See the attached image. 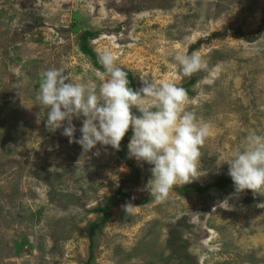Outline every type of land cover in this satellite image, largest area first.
<instances>
[{"label": "rangeland", "instance_id": "rangeland-1", "mask_svg": "<svg viewBox=\"0 0 264 264\" xmlns=\"http://www.w3.org/2000/svg\"><path fill=\"white\" fill-rule=\"evenodd\" d=\"M85 32L98 67L109 51L136 90L148 79L185 88V109L212 125L204 176L187 185L231 178L224 162L249 134L264 136V0H0V264H264V190L158 200L151 166L128 148L125 159L100 145L84 153L48 130L42 72L99 82ZM197 49L207 67L191 84L174 56ZM99 208L110 220L92 235Z\"/></svg>", "mask_w": 264, "mask_h": 264}, {"label": "clouds", "instance_id": "clouds-1", "mask_svg": "<svg viewBox=\"0 0 264 264\" xmlns=\"http://www.w3.org/2000/svg\"><path fill=\"white\" fill-rule=\"evenodd\" d=\"M98 62L103 70L96 72L99 82H72L62 67L41 73L37 101L48 130L63 129L62 135L79 144L84 153L98 145L120 151L131 131L129 158L151 166L146 190L158 200L167 198L174 186L204 176L199 174L204 171L199 167L201 146L211 135L212 125L185 109L186 89L148 79L143 80L141 89L134 90L128 73L117 65L111 52L101 53ZM174 62L185 77L207 67L198 49L189 55L177 53ZM134 109L140 115L134 114ZM74 119L82 121L79 139ZM245 145L224 162L229 165L235 192L264 190V136L249 134ZM224 163L218 158V167Z\"/></svg>", "mask_w": 264, "mask_h": 264}, {"label": "trees", "instance_id": "trees-1", "mask_svg": "<svg viewBox=\"0 0 264 264\" xmlns=\"http://www.w3.org/2000/svg\"><path fill=\"white\" fill-rule=\"evenodd\" d=\"M92 36H93L92 33H88V32H85V33H83L81 35V43H80V45H81V51L85 55L90 56L95 61L94 62L95 63V66L98 69L102 70L101 67H98V65L96 63V54L93 52V50L90 48V45H89V39ZM127 73H128V76H129V80H130L131 87L134 90H136L134 78L132 77V75L129 72H127ZM194 76H195V74L193 75V79L191 81V84H193L195 82ZM134 114L139 115L138 113H135V112H134ZM131 135H132V133H131V131H129L128 135H126V137L124 138V140L121 143V150L120 151L114 150V152L120 158H122V159H125L126 158L127 145H128L129 140L131 138ZM231 185H234L231 178H220L216 184H211V185L205 186L203 188H200V187H197V186L186 185V186H183L181 188H173V189L176 190V191H178L179 194H181V195H186L191 190L192 191H196L198 193H205V192H208V191H212L213 189H215V190H224L225 188H227L228 186H231ZM97 210L100 213L103 214V217H102V219H101L100 222H95V223H93V224L90 225L91 226V233H92V235H94L95 232L98 229L103 228L107 224V222L110 220L109 208H107V209L99 208ZM90 256H91V258L93 257L92 250H91Z\"/></svg>", "mask_w": 264, "mask_h": 264}]
</instances>
